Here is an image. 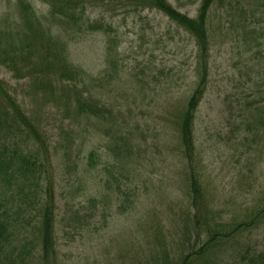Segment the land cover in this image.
Instances as JSON below:
<instances>
[{
	"label": "trees",
	"instance_id": "trees-1",
	"mask_svg": "<svg viewBox=\"0 0 264 264\" xmlns=\"http://www.w3.org/2000/svg\"><path fill=\"white\" fill-rule=\"evenodd\" d=\"M37 1L46 6L45 13L37 15L29 0H16L19 9L18 20L5 19L0 22V69L4 68L16 77L20 74L21 78L28 79L32 93H41V97L36 100L39 106L45 107L54 100H61L59 98L62 97L66 111L72 110L75 116L84 117L89 124H97L96 118L102 115L100 125L106 124V116H113V111L101 98L92 96L88 88L71 87L67 90L64 85L57 87L56 84L60 81H70L74 85L82 73L66 57L60 40L52 31L53 27L62 25L73 34L81 32L85 11L97 9L102 12L95 22L85 21L83 33L101 32L109 38L112 29L102 21L105 20V15H108L110 20L111 15L118 10L143 7L160 13L184 31L196 47L195 86L184 106L178 108L181 109L179 114L169 121L170 131L164 133L174 142H178V146L174 145L171 150L173 159L183 165L186 163L179 182L175 183V188L182 191V197L173 199L170 206L169 201V209L162 210L173 215L175 220H170L172 224L169 228L163 224H154L151 210L143 207L138 213L145 218L142 244L134 249L131 255L125 254L124 257L129 259L123 264H264V248L257 250L241 245L242 243L237 244L236 252L232 253L228 261L223 258L214 259V256L210 258L215 249L223 247L227 241L234 240L239 233L260 224L259 220L264 212L259 210L258 206L254 214L246 215L250 218L249 221L233 216L222 220L220 210L213 209L204 200L205 192L199 181L200 176L195 170L198 161L192 132L195 113L209 82L211 38L216 33L215 30L219 36H223L222 31L227 26L236 47L240 49L246 46L241 54L248 56L244 64L245 70L248 69L246 73L244 68L237 64L240 68L237 69L239 73L236 81L243 82L241 85L234 82L232 87L234 93L230 103L235 108L230 110L228 105L234 121L231 135L234 139L238 136L235 140L245 149L239 152L240 156L247 154L257 145H260L264 152V80L259 78L257 67L261 60L264 63V0H201L193 18L179 12L166 0ZM212 10L218 11L220 23L225 26L212 28ZM108 38L105 43L104 63L110 64L115 72L113 64L118 59L116 41ZM120 87L117 91L122 97L131 96ZM6 89L0 81V130L7 133L0 139V264H60L56 252L57 232L61 228H73L76 231L86 228L94 217L90 211L93 212L96 207V199L89 194L84 200L78 201L79 205L89 212L84 214L81 209L69 212L68 199L72 194L64 195L67 190H72L75 186L73 183L80 179L77 183L83 184L77 191V197H82L81 189L84 185L92 184L90 180H93V174L99 173L98 167L101 165L96 162L99 156L96 155L95 148H87L88 157H84L85 163L81 167L82 175L86 173V177L63 181L61 179L60 183H55L48 176L45 165L39 162V155L50 159V152L44 144L48 139L44 140L37 125L22 113L20 103H26L11 99ZM246 113L252 115L246 117ZM130 115L131 113L129 118ZM130 122L131 126L125 125L123 130L111 124L116 129L115 134H112L109 128L102 131L105 139L103 144L108 155L104 167L100 169H104L106 174L103 180L106 188L104 203L111 205L109 202L115 199V206L122 214L126 212V204L129 211L134 210V205L138 203L135 190L139 184H144V173L141 172L139 161L141 155L146 154V147L134 136L140 134L139 139L143 140V132L147 130L141 129L144 122L140 123L135 117H132ZM73 125L79 126L70 120L69 127ZM87 128L88 125L84 128L83 139L88 135ZM155 129L159 130V127L155 126ZM97 133H94L95 136ZM71 134H64L66 139L70 137L71 141H66L67 145L61 156L66 161L64 169H67L68 174L72 172L73 167L69 166V153L75 151L72 143L75 144L76 139ZM12 136L16 140L20 137L30 140L36 153L27 155L17 146L9 145V137ZM52 155L54 158L55 155L58 157L57 151H52ZM76 155H79L78 151ZM68 174H65L64 178H68ZM59 201L64 204L65 210L58 219ZM104 208L102 207L101 214L105 211ZM248 213L250 214V211ZM135 223L137 224V219ZM174 237H177V240H174Z\"/></svg>",
	"mask_w": 264,
	"mask_h": 264
},
{
	"label": "rangeland",
	"instance_id": "rangeland-1",
	"mask_svg": "<svg viewBox=\"0 0 264 264\" xmlns=\"http://www.w3.org/2000/svg\"><path fill=\"white\" fill-rule=\"evenodd\" d=\"M29 1L37 15L45 13L44 4L37 0ZM166 1L179 12L186 13L192 18L195 17L201 2V0ZM133 9L118 10L111 15L110 20L108 15L104 16L105 20L101 19L112 29L109 38L101 32L83 33L86 27L85 21L95 22L102 12L97 9L85 11L81 32L73 34L62 25L52 29L60 40L66 57L82 73L74 85L70 81L63 83L60 81L56 84L57 87L64 85L67 90L71 87L76 89L84 87L89 89L92 96L101 98L113 111V116H106L104 125H100L103 115L96 118L97 124H94L95 122L89 124L84 117L75 116L72 110L66 111L62 97L59 98L62 101L57 99L45 107L39 106L36 100L41 97V93H32L28 79L21 78L20 74L16 77L4 68L0 69V81L4 84V88L7 87L5 90L7 95L16 102L26 103H20L22 113L37 125L44 140L48 139L44 144L50 152V159L39 155V162L45 165L51 180L60 183L61 179L63 181L76 177L85 178L86 173L82 175L81 167L85 163L84 157H88L86 149L95 148L96 155L99 156L96 159L98 165H101L98 167L99 173L93 174V180H90L92 184L84 185L81 189L82 197H77V191L83 184V182L77 183L80 179L73 183L74 188L67 190L64 195L72 194L68 199L69 212L73 209H81L84 214L89 212L78 203L89 194L96 199V207L93 212L90 211L94 217L86 228L77 231L73 228H61L57 232L56 252L60 264L127 262L129 257H124L125 254L131 255L132 251L142 244L145 218L138 214L142 208L151 210L154 224H163L169 228L172 224L170 220L173 221L175 218L162 210L169 209L167 208L169 201L170 206L173 199H180L183 195L181 190L175 188V183L179 182L186 163L183 165L173 159L171 150L174 145L178 146V142L177 140L174 142L164 133L170 131V120L179 114L181 109L178 108L184 106L195 86L196 47L194 41L184 31L178 29L160 13L143 7H133ZM18 16L16 0H0V22H4L5 19L17 21ZM210 22L214 29L225 26L220 23L217 10H212ZM215 32L211 38L210 77L207 91L197 108L192 128L198 161L195 170L200 176L199 181L205 192L204 200L213 209L220 210L223 221L230 216L249 221L250 218L246 215L254 214L258 206L259 210L262 209L264 212V152L260 145H257L247 154L239 155V152L245 149L235 140L238 136L234 139L231 135L234 121L233 113L228 109V105L230 110L235 108L230 103L234 93L232 87L234 82L242 84L243 81H236L239 73L237 69L240 68L239 66L244 68L248 56L241 54L246 46L240 49L236 47L227 26L222 31L223 36H219L216 30ZM107 38L116 41L118 59L113 64L115 72L112 71L110 64L104 63ZM257 67L259 78L264 80L262 60ZM247 70L244 68L245 73ZM56 79L58 81V77ZM118 87L128 91L131 98L122 97L117 91ZM129 113H131L130 118ZM251 115V113L245 114L246 117ZM132 117L137 118L140 123L144 122L141 124L143 126L141 129L147 130L143 132V140L139 139L140 134L134 136L146 147V154L141 155L139 161V165L142 166L141 172L144 173V184H139L135 190L138 203L134 205V210L129 211V206L126 204V212L122 214V211L115 206V199L109 202L111 205L104 203L106 188L103 180L106 174L104 169H100L104 167L108 155L103 144L105 139L102 131L109 128L110 132L115 134L116 129L111 124L123 130L125 125L131 126ZM70 120L75 121L79 126L69 127ZM87 125L88 135L83 139V131ZM155 126L159 127V130L155 129ZM68 133L76 138L75 144L72 143L75 151L69 153V166H73L69 174L67 169H64L66 161L61 158L67 145L66 141H71L70 137L66 139L64 136ZM94 133L97 135L95 136ZM5 134L7 133L0 130V139ZM8 144L17 146L27 155L36 153L31 141L21 137L18 140L13 136L9 137ZM55 150L58 157L56 154L54 158L52 151ZM76 151L79 152L78 156ZM65 174H68V178H64ZM58 207L59 219L65 206L59 201ZM102 207L105 211L101 214ZM261 216L260 224L239 233L234 240L227 241L222 245L223 247L215 249L210 258L214 256V259L223 258L228 261L232 253L236 252L238 243L262 250L264 213ZM174 240H177V237H174Z\"/></svg>",
	"mask_w": 264,
	"mask_h": 264
}]
</instances>
